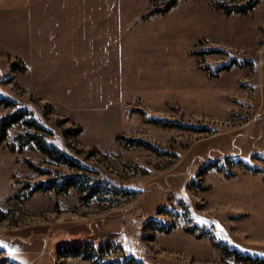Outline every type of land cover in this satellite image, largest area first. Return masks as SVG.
I'll use <instances>...</instances> for the list:
<instances>
[{
	"label": "rangeland",
	"instance_id": "rangeland-1",
	"mask_svg": "<svg viewBox=\"0 0 264 264\" xmlns=\"http://www.w3.org/2000/svg\"><path fill=\"white\" fill-rule=\"evenodd\" d=\"M156 8L0 0V264L264 260V0Z\"/></svg>",
	"mask_w": 264,
	"mask_h": 264
},
{
	"label": "trees",
	"instance_id": "trees-1",
	"mask_svg": "<svg viewBox=\"0 0 264 264\" xmlns=\"http://www.w3.org/2000/svg\"><path fill=\"white\" fill-rule=\"evenodd\" d=\"M151 1L157 3V8L153 12L164 14L165 12L169 11L175 5L177 0H151ZM251 8H252V5H249V7H247L246 9L244 7L242 9L241 8H238V9L241 10V11H239L240 13H245L247 10H249ZM18 118H19V116H17V114L15 113V114H12L10 116L2 117L0 119V140L4 139L5 131L8 129L10 124L17 121ZM56 158L58 160H60L63 164H67L71 168L76 166V163L69 161L61 153L58 154V156ZM69 179H67L68 181H66L67 186H74L75 187L76 186L75 182L77 183V181L73 182V180L71 181ZM76 179H79V177ZM61 186H63V185H61ZM226 252H227L228 256L232 257L236 262H240L243 264H264V260H262V259L252 258L249 255H242L238 251H235V250H226ZM86 255L87 254L84 253L81 248L73 247L72 249H66L63 256H65V257L69 256V257L90 258ZM129 262H130V264L131 263L132 264H143L141 262H138L132 256H131Z\"/></svg>",
	"mask_w": 264,
	"mask_h": 264
}]
</instances>
